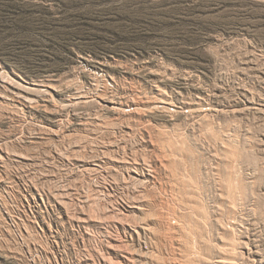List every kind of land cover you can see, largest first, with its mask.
I'll return each instance as SVG.
<instances>
[{"label":"rangeland","instance_id":"obj_1","mask_svg":"<svg viewBox=\"0 0 264 264\" xmlns=\"http://www.w3.org/2000/svg\"><path fill=\"white\" fill-rule=\"evenodd\" d=\"M0 264H264V0H0Z\"/></svg>","mask_w":264,"mask_h":264}]
</instances>
